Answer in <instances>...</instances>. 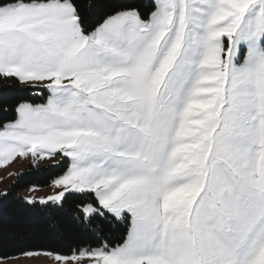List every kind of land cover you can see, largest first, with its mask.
Returning a JSON list of instances; mask_svg holds the SVG:
<instances>
[{
	"label": "snow or ice",
	"instance_id": "1",
	"mask_svg": "<svg viewBox=\"0 0 264 264\" xmlns=\"http://www.w3.org/2000/svg\"><path fill=\"white\" fill-rule=\"evenodd\" d=\"M87 7L88 23L78 0H0V78L48 93L0 107L14 113L0 124V167L66 162L59 191L17 199L63 207L74 196L83 225L124 226L115 245L44 254L264 264V0Z\"/></svg>",
	"mask_w": 264,
	"mask_h": 264
},
{
	"label": "trees",
	"instance_id": "2",
	"mask_svg": "<svg viewBox=\"0 0 264 264\" xmlns=\"http://www.w3.org/2000/svg\"><path fill=\"white\" fill-rule=\"evenodd\" d=\"M82 15L88 23L95 19L87 7L100 0H78ZM6 85V86H5ZM37 88L20 85L14 78H0V107L14 108L21 100L39 102L47 92L37 95ZM14 113L0 111V124L13 119ZM55 162L36 165L27 163L9 183L11 195L7 200L0 198V257H10L32 250H47L59 254H69L85 247L96 248L102 243L115 245L121 242L124 234L123 224H101L99 220L93 226L83 225L76 212L78 200L68 197L63 207L28 205L18 200L23 197L21 190L28 185L44 186L56 176L62 174L65 164L52 167Z\"/></svg>",
	"mask_w": 264,
	"mask_h": 264
},
{
	"label": "rangeland",
	"instance_id": "3",
	"mask_svg": "<svg viewBox=\"0 0 264 264\" xmlns=\"http://www.w3.org/2000/svg\"><path fill=\"white\" fill-rule=\"evenodd\" d=\"M37 92H41L42 90L46 89L42 88L41 86H37ZM48 93L46 94V97L44 100H41L39 102H31L34 104L38 103H43L46 98H47ZM30 102V101H28ZM59 157H55L53 159H45V160H38L35 164L40 165V164H48L51 162H55ZM31 162L32 163V157H26V158H20L17 157L15 160L10 162L7 166L5 167H0V191H3L4 189H7L9 186V183L14 179L16 174L23 169V167ZM9 173H13V175H9ZM59 176V175H58ZM57 177V176H56ZM55 177V178H56ZM53 178L49 184L44 185V186H37V185H28L25 188L21 190L22 196H32L35 198H40V197H47L49 195L54 194L55 192L59 191L58 189H55L52 185V181L55 179ZM33 191H29V189L33 188ZM97 248V247H96ZM26 252H35V253H40L39 255H34V256H23L21 254L15 255V256H10V257H0V264H63V262H58L55 260L54 256L50 255H45L44 253H54V254H59L47 250H32V251H26ZM74 252V251H73ZM73 252L69 254H60V255H72ZM24 253V252H23ZM69 264H72V262H69Z\"/></svg>",
	"mask_w": 264,
	"mask_h": 264
}]
</instances>
